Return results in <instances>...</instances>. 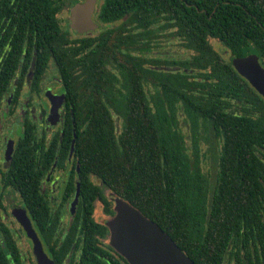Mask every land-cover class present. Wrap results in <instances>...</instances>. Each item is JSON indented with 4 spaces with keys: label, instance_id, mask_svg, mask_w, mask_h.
<instances>
[{
    "label": "trees",
    "instance_id": "obj_1",
    "mask_svg": "<svg viewBox=\"0 0 264 264\" xmlns=\"http://www.w3.org/2000/svg\"><path fill=\"white\" fill-rule=\"evenodd\" d=\"M103 1L100 33L72 40L59 18L66 0H0L7 59L27 41L35 75L53 57L80 101L71 108L76 134L69 124L62 143L54 136L58 152L31 141L25 125L4 187L36 208L56 264H129L94 217L97 201L114 215L108 192L158 224L195 264H264V98L231 64L256 53L264 66V0ZM173 41L178 51L160 52ZM11 69L1 75L0 107ZM73 139L81 198L69 224L42 203L41 181L55 154L67 161ZM6 229L0 223V264H27Z\"/></svg>",
    "mask_w": 264,
    "mask_h": 264
},
{
    "label": "flooded vegetation",
    "instance_id": "obj_2",
    "mask_svg": "<svg viewBox=\"0 0 264 264\" xmlns=\"http://www.w3.org/2000/svg\"><path fill=\"white\" fill-rule=\"evenodd\" d=\"M66 1L65 4L63 2L58 5L59 7L61 6L59 9V18L62 20L63 24L66 22L64 20H67L66 27L67 31L69 29L70 39H79L100 33L104 26L99 19L101 6L104 2L103 0H98L96 11L93 16V20L98 24L99 28L94 32L85 34H78L74 31L70 26L71 22L69 19L71 9L76 4L82 3L85 0L73 1L70 3V8L65 7H67L66 4L69 3L68 1L71 0ZM64 13H67V19L64 18ZM22 45L20 54L16 53L18 57H13L12 59H7V55L3 53L0 47V83L4 67L7 65L12 67V72L10 74L12 78L9 80V84L7 85L8 90L2 98V105L0 107V223L7 228L6 230L9 232V236L17 243L18 247H20L22 239L27 241L29 247L27 253L20 247L25 263L26 260H29L31 264H38L33 252V241L27 235V232L18 218L14 215L16 210L18 213L26 214L31 221L33 229L42 242L44 251L54 260L47 252L43 239L33 219V214L35 215L37 210L33 208L32 204L28 208L24 206V200L12 186L4 187L3 176L11 167L19 140L23 133H26V124L28 125L31 141H34L36 144L37 141L40 143L48 142L53 147H51V149L55 152L57 142L54 136L61 133L58 137V142L62 143L65 125L69 126V124H71L75 133V117L71 108L78 105L80 101L78 95L74 100L71 98L73 95H69L63 77L57 72L56 61H54L53 57H46L45 60L41 61L39 65L44 68L38 69L35 75L34 68L36 66L37 52L34 51L29 55L27 50L29 46L28 42L24 41ZM67 108L70 110H67ZM52 111L57 112L58 115L55 114L51 116ZM69 114L71 115L70 117H68ZM73 141L74 139L70 145L67 161L63 164L55 154L54 157H52L51 165L48 167V172L43 176L41 181L42 203L50 204L53 216L64 219V222H66V219H69V224L78 211L81 198L80 166L79 162L74 160L75 149L74 152L71 150ZM9 147L12 148V151L11 154L8 155L7 152ZM56 152H58V150H56ZM71 177H74L73 182L70 181ZM91 180L95 183L96 179L92 178ZM72 183L73 191L70 189ZM78 189H80L79 201L75 213H72V204ZM11 195L13 198L10 199ZM35 202L37 201L35 200ZM98 203L102 205L103 212L106 214L104 205L101 201L95 202V210ZM111 203L112 210L114 211L115 203ZM36 207L39 208V206ZM108 216L110 217V215ZM104 224L106 225V222ZM109 243L110 240L108 239V244Z\"/></svg>",
    "mask_w": 264,
    "mask_h": 264
},
{
    "label": "water",
    "instance_id": "obj_3",
    "mask_svg": "<svg viewBox=\"0 0 264 264\" xmlns=\"http://www.w3.org/2000/svg\"><path fill=\"white\" fill-rule=\"evenodd\" d=\"M97 2L98 0H85L71 9L70 26L78 34L94 32L99 28L93 20ZM231 64L264 98V66L260 56L251 53L234 57ZM55 114L58 115L57 112L52 111L51 116ZM74 144L75 139L72 152H74ZM11 151L12 148L9 147L8 155ZM79 196L80 189L72 204V213H75ZM109 197L115 203L114 215L106 222L109 230V245L129 264H195L158 224L115 193H110ZM14 215L33 241V252L37 263L56 264L44 251L42 242L26 214L18 213L16 210Z\"/></svg>",
    "mask_w": 264,
    "mask_h": 264
},
{
    "label": "rangeland",
    "instance_id": "obj_4",
    "mask_svg": "<svg viewBox=\"0 0 264 264\" xmlns=\"http://www.w3.org/2000/svg\"><path fill=\"white\" fill-rule=\"evenodd\" d=\"M74 0H71V1H68L69 3H67L66 4V6L67 7H65V8H68L71 4L70 3H72ZM70 8V7H69ZM64 15V18L65 19H67V13H64L63 14ZM64 21H66L65 23H64V25L66 26L67 25V20H64ZM213 42V44H214V46L217 48V47H219L218 46V42L217 41H212ZM162 47L163 48H161L160 49V52H166V51H171V52H176V51H178V47H177V43H175L174 41L173 42H171V43H163L162 44ZM225 56L226 57H228L229 58V53H225ZM206 168H205V170L207 171V170H210L211 169V165H210V163H209V161H207L206 162ZM110 193L108 192V194H107V196L109 195ZM11 198H13V196L11 195V197H10V199ZM95 218H96V220H97V222H99V223H105V222H107V220L109 219V216L108 215H106L104 212H103V209H102V205L100 204V203H98L97 204V206H96V210H95ZM68 220L69 219H66L65 221L66 222H68ZM104 242H106V243H108V238L107 239H104ZM20 247L23 249V251L24 252H28V250H29V247H28V243H27V241L25 240V239H22L21 240V245H20ZM26 263L27 264H31L30 262H29V260H26Z\"/></svg>",
    "mask_w": 264,
    "mask_h": 264
}]
</instances>
